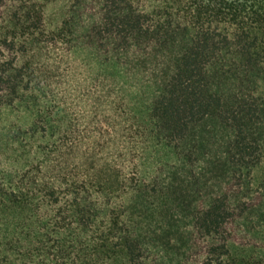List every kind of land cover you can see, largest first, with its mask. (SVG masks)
I'll list each match as a JSON object with an SVG mask.
<instances>
[{"label": "trees", "instance_id": "16d2710c", "mask_svg": "<svg viewBox=\"0 0 264 264\" xmlns=\"http://www.w3.org/2000/svg\"><path fill=\"white\" fill-rule=\"evenodd\" d=\"M263 162L264 0H0V264L264 251Z\"/></svg>", "mask_w": 264, "mask_h": 264}, {"label": "rangeland", "instance_id": "374dc122", "mask_svg": "<svg viewBox=\"0 0 264 264\" xmlns=\"http://www.w3.org/2000/svg\"><path fill=\"white\" fill-rule=\"evenodd\" d=\"M253 186L255 188L258 187L262 189V191H264V162L258 169L253 172ZM114 202L119 203V201L117 200H114ZM126 202L127 199L126 197H124L121 203L124 204ZM228 253L229 256L227 264H238V262L242 260L264 258V251L254 248L241 247L236 244L228 245Z\"/></svg>", "mask_w": 264, "mask_h": 264}]
</instances>
